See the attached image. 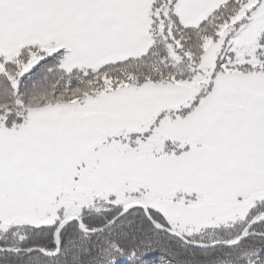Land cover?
<instances>
[{
	"label": "snow or ice",
	"instance_id": "6c2138e0",
	"mask_svg": "<svg viewBox=\"0 0 264 264\" xmlns=\"http://www.w3.org/2000/svg\"><path fill=\"white\" fill-rule=\"evenodd\" d=\"M0 264H264V0H0Z\"/></svg>",
	"mask_w": 264,
	"mask_h": 264
}]
</instances>
